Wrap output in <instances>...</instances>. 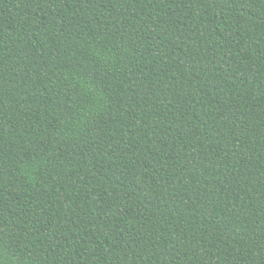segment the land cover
<instances>
[{
  "label": "trees",
  "instance_id": "obj_1",
  "mask_svg": "<svg viewBox=\"0 0 264 264\" xmlns=\"http://www.w3.org/2000/svg\"><path fill=\"white\" fill-rule=\"evenodd\" d=\"M0 264H264V0H0Z\"/></svg>",
  "mask_w": 264,
  "mask_h": 264
}]
</instances>
